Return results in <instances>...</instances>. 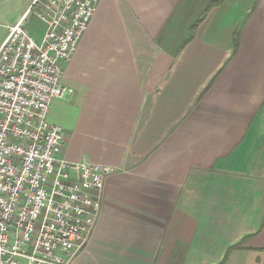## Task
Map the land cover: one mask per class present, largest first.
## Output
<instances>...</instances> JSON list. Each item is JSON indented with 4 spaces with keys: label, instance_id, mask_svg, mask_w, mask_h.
<instances>
[{
    "label": "crops",
    "instance_id": "0c3cea01",
    "mask_svg": "<svg viewBox=\"0 0 264 264\" xmlns=\"http://www.w3.org/2000/svg\"><path fill=\"white\" fill-rule=\"evenodd\" d=\"M62 66L61 155L113 169L72 264H264V0H99Z\"/></svg>",
    "mask_w": 264,
    "mask_h": 264
},
{
    "label": "built area",
    "instance_id": "2783aa9c",
    "mask_svg": "<svg viewBox=\"0 0 264 264\" xmlns=\"http://www.w3.org/2000/svg\"><path fill=\"white\" fill-rule=\"evenodd\" d=\"M99 0H34L39 41L25 16L0 42V264H72L99 216L107 165L61 155L63 129L48 120L71 92L62 64Z\"/></svg>",
    "mask_w": 264,
    "mask_h": 264
},
{
    "label": "rangeland",
    "instance_id": "374dc122",
    "mask_svg": "<svg viewBox=\"0 0 264 264\" xmlns=\"http://www.w3.org/2000/svg\"><path fill=\"white\" fill-rule=\"evenodd\" d=\"M27 6H29V9L25 16V25L34 39L40 40L44 32V24L36 17L35 10L38 6H33L31 0H0V34L9 20L12 19L14 13L20 9L24 10Z\"/></svg>",
    "mask_w": 264,
    "mask_h": 264
},
{
    "label": "trees",
    "instance_id": "16d2710c",
    "mask_svg": "<svg viewBox=\"0 0 264 264\" xmlns=\"http://www.w3.org/2000/svg\"><path fill=\"white\" fill-rule=\"evenodd\" d=\"M239 245H240V243L237 244V245H235V246H233V247H231L230 249H232V248H234V247H237V246H239ZM230 249H229V250H230ZM222 262H223V261H222ZM222 262H221V263H222ZM221 263H220V264H221Z\"/></svg>",
    "mask_w": 264,
    "mask_h": 264
}]
</instances>
